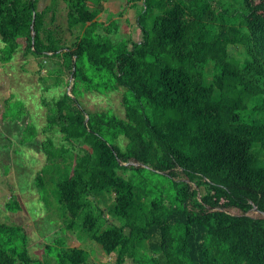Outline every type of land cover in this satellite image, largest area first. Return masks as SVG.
<instances>
[{"label": "trees", "instance_id": "obj_1", "mask_svg": "<svg viewBox=\"0 0 264 264\" xmlns=\"http://www.w3.org/2000/svg\"><path fill=\"white\" fill-rule=\"evenodd\" d=\"M39 1L0 0V36L4 60L24 37L26 53L56 55L74 79L47 112L63 140L43 144L35 177L66 228L86 229L114 264H264V216L247 213L264 211V0H142L131 45L109 35L118 23L101 19L102 0H63L71 44L46 20L55 1ZM85 60L104 87H125L124 116L81 104ZM28 239L0 220V264L88 261L64 240L35 258Z\"/></svg>", "mask_w": 264, "mask_h": 264}, {"label": "rangeland", "instance_id": "obj_2", "mask_svg": "<svg viewBox=\"0 0 264 264\" xmlns=\"http://www.w3.org/2000/svg\"><path fill=\"white\" fill-rule=\"evenodd\" d=\"M53 1L55 4H52ZM102 1L105 9L100 15L101 19L107 20L112 12L118 23V27L109 32L115 41L126 38L131 45V39L142 38L137 22L142 0ZM48 4L53 5L46 16L48 25L58 37L71 44L78 28L72 31L67 26L66 3L63 0H40L38 7L42 9ZM53 14L54 20H51ZM100 30L105 31L104 28ZM18 40L21 49L18 48L11 61H5L3 56L8 46L0 36V80L6 79L4 85H0V97L4 99L9 96L4 105V115L0 116V220L24 226L29 237L30 253L35 258L43 259L46 244L64 240L65 245L81 246L88 252L86 264H114L115 255H108L100 243L88 236L86 229L66 228L64 218L61 217L63 213L59 204H56V194L54 198L52 193H43L35 183L37 173L48 161L43 144L49 138L55 144L63 140L57 124L48 127L47 112H50L53 100L64 91L73 95L74 79L68 68L60 66L56 55L26 53L27 39L20 37ZM83 68L81 76L76 79H92L89 82L92 86L88 87L82 81L76 85L75 91L86 111L109 109L124 116L125 87L107 89L104 87L108 79L106 71L97 70L87 60ZM110 200L108 198V202ZM15 201L19 204L18 208H14ZM99 204L106 211L105 203ZM224 209L234 214L242 213L236 207ZM247 213L264 216L254 208ZM107 216L109 220L117 221L111 215ZM124 264H132V261L128 259Z\"/></svg>", "mask_w": 264, "mask_h": 264}, {"label": "crops", "instance_id": "obj_3", "mask_svg": "<svg viewBox=\"0 0 264 264\" xmlns=\"http://www.w3.org/2000/svg\"><path fill=\"white\" fill-rule=\"evenodd\" d=\"M11 60H12V58H11ZM11 60H5V61H11ZM6 79H1L0 80V85H4V83L6 82L5 81ZM8 98H9V96L8 97H4V99H1V97H0V116H3L4 115V111H5V103L7 102V100H8Z\"/></svg>", "mask_w": 264, "mask_h": 264}, {"label": "water", "instance_id": "obj_4", "mask_svg": "<svg viewBox=\"0 0 264 264\" xmlns=\"http://www.w3.org/2000/svg\"><path fill=\"white\" fill-rule=\"evenodd\" d=\"M34 14H35V13H34ZM33 26H34V19H33V21H32V28H33ZM34 35H35V31L32 30V37H33V38H34ZM32 43H34V39H32ZM135 163L138 164L139 162H135ZM253 208L256 209L257 211H259V212H261V213L264 214V211H261V210L257 207V205L254 204Z\"/></svg>", "mask_w": 264, "mask_h": 264}]
</instances>
